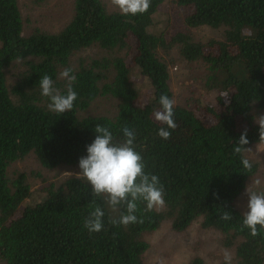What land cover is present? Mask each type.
<instances>
[{"label": "trees", "instance_id": "1", "mask_svg": "<svg viewBox=\"0 0 264 264\" xmlns=\"http://www.w3.org/2000/svg\"><path fill=\"white\" fill-rule=\"evenodd\" d=\"M168 1L189 8L187 30H159L158 15ZM202 26L223 29V39L196 41L191 28ZM173 47L189 62L206 64L205 86L218 92L219 108H208L212 121L178 104L175 129L155 119L160 96L173 99L169 66L159 54ZM90 48L101 53L71 65ZM67 68L76 76L72 87L78 98L72 111L59 114L49 110L39 81L48 74L66 94L68 81L60 74ZM134 70L148 92L141 94ZM100 94L117 100L115 115H83ZM263 108L264 0H151L147 12L134 16L121 14L108 0H74L72 18L56 32H26L20 0H0V264H144L145 234L166 220L182 232L198 219L234 247V264H264V230L253 237L236 205L259 164L246 150L234 151L245 129L244 147L264 142L257 122ZM96 124L108 127L117 142L125 139L124 127L134 130L146 173L164 185L162 209L148 211L146 202H137L135 214L143 223L111 224L110 217L126 209L112 211L79 174L44 187L35 202H27L28 175H9V166L31 153L46 168L68 165L79 173V160L98 135ZM161 127L171 132L170 139L158 135ZM243 158L251 161L250 172ZM96 206L105 212L104 228L90 233L83 221ZM226 211L232 216L227 221L220 218ZM188 264L207 263L195 256Z\"/></svg>", "mask_w": 264, "mask_h": 264}, {"label": "rangeland", "instance_id": "2", "mask_svg": "<svg viewBox=\"0 0 264 264\" xmlns=\"http://www.w3.org/2000/svg\"><path fill=\"white\" fill-rule=\"evenodd\" d=\"M73 1L20 0L26 32L35 28L50 32L60 30L72 18ZM108 3L114 6L111 0H108ZM188 12L189 8L187 7L178 6L173 1L166 2L158 15L160 18L159 30L172 32L187 30L184 18ZM191 31L195 40L203 43H208L212 39L222 40L224 37L223 29H213L208 26L191 28ZM100 53L98 48L85 50L75 56L71 65L76 66L79 58H92ZM159 54L169 66V83L176 104L193 108L207 121H212V114L208 108L211 107L214 110L219 108L216 99L218 92L214 89L209 90L205 86L208 73L206 64L202 61L189 62L180 54L179 47H173L168 52L160 50ZM126 58L129 64H134L131 54ZM133 75L138 86L143 88H140L141 94L148 92L149 86L142 83L144 81L136 70ZM116 111L117 100L111 95L100 94L82 114L112 116ZM261 116H264V108L257 113V122ZM249 148L250 150H246V155L259 164V169L249 179L247 187L236 201V205L242 213L248 210L247 188L255 191L264 190V142ZM18 172H25L32 185L31 200H27V202L38 200L44 187L49 184H58L68 176L78 175V169L68 165L46 168L41 165L33 153L9 166L11 177L17 175ZM257 180L260 181L258 186ZM144 238L149 243V248L144 255V264H188L195 256L202 257L207 264H225L224 252L226 250L232 253V264H234L236 256L234 247L223 244V234L214 228L202 227L200 219L195 220L182 232L175 231L171 221L166 220L156 231L145 234Z\"/></svg>", "mask_w": 264, "mask_h": 264}, {"label": "clouds", "instance_id": "3", "mask_svg": "<svg viewBox=\"0 0 264 264\" xmlns=\"http://www.w3.org/2000/svg\"><path fill=\"white\" fill-rule=\"evenodd\" d=\"M111 3L119 9L123 15H137L148 11L151 0H111ZM73 69L67 68L61 73V77L67 79V93L61 94L54 87V81L48 74L40 78L41 94L50 99L48 108L59 114L73 110L78 93L72 85L76 80ZM161 109L154 113L155 119L168 129H175L178 125L174 120V108L176 101L167 94L159 98ZM260 125V140H264V116L258 120ZM161 127L158 135L167 140L171 132ZM94 131L98 133L94 141L87 146V156L79 160L78 178L86 179L92 188L94 197H103L112 211H118L123 206L126 212H121L119 217H110V223L119 226H128L133 223H143V218L135 214L138 211V201L146 202V210L160 209L165 204V188L157 175L148 174L145 171V161L142 154L136 150V132L128 127L123 128L124 141L117 142L113 132L106 126L96 124ZM249 143L247 130L241 134L239 143L235 146V153H242L250 148L244 147ZM243 167L250 172L252 163L249 159H242ZM257 186L260 181H256ZM247 211L243 214V225L250 229L253 237L264 230V190L255 191L247 188ZM104 210L96 206L84 219L83 227L90 233H98L103 230ZM221 219L227 221L232 218L230 212H224ZM259 226V229L258 227ZM232 253L224 252L225 264H232Z\"/></svg>", "mask_w": 264, "mask_h": 264}]
</instances>
